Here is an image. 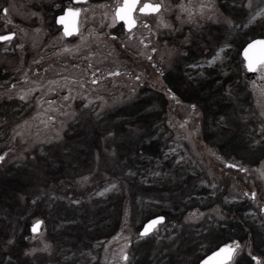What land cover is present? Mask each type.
<instances>
[{"label": "rangeland", "instance_id": "1", "mask_svg": "<svg viewBox=\"0 0 264 264\" xmlns=\"http://www.w3.org/2000/svg\"><path fill=\"white\" fill-rule=\"evenodd\" d=\"M149 1L131 31L81 2L68 37L72 0H0V264H200L231 220L227 264H264V0Z\"/></svg>", "mask_w": 264, "mask_h": 264}, {"label": "snow or ice", "instance_id": "2", "mask_svg": "<svg viewBox=\"0 0 264 264\" xmlns=\"http://www.w3.org/2000/svg\"><path fill=\"white\" fill-rule=\"evenodd\" d=\"M76 2H81V0H76ZM141 4V0H122V3L117 0V7L114 12V20L123 21L128 30L131 31L133 27L136 26L135 13L137 11L138 5ZM104 7V5H101ZM203 7V6H202ZM139 13L141 14H151L158 13L161 10L160 4H152L150 2H145L142 6L139 7ZM186 10V9H184ZM7 9L4 10L5 16L7 15ZM80 9H73L68 7L64 14L58 17L57 23L64 26L63 31L65 36H72L73 34H78V17L80 16ZM264 15V13H261ZM147 26V25H145ZM167 27V25H165ZM15 37V33L9 35L0 36V41L11 40ZM115 39V37H113ZM243 56L247 61V68L249 71H259L264 78V40H255L252 43H249L243 51ZM150 59V57H149ZM216 59H219V53L216 57L213 58L209 63H214ZM112 75H119L118 72L111 73ZM92 83H97L96 80H93ZM21 99H24L21 96ZM67 99V97H65ZM195 107V106H193ZM4 157L0 156V160H3ZM229 167H236V165H228ZM264 175V173H262ZM102 194V193H101ZM163 217H159L150 221L140 233L141 237L149 235L159 223L163 222ZM41 222L37 221L36 225L33 226V231H37ZM239 247V244L235 245H226L220 248L218 251L212 253L206 260L203 261V264H227L233 257L235 250ZM122 259L124 261L128 260V256L123 252L122 249ZM255 259V257H253Z\"/></svg>", "mask_w": 264, "mask_h": 264}, {"label": "trees", "instance_id": "3", "mask_svg": "<svg viewBox=\"0 0 264 264\" xmlns=\"http://www.w3.org/2000/svg\"><path fill=\"white\" fill-rule=\"evenodd\" d=\"M247 224V223H246ZM248 226H247V228L249 229L248 231L249 232H251V234H252V230H253V228H255L254 226H252V225H249V224H247ZM243 229H245L244 228V226H241L240 224H239V222H236V223H234L232 220L231 221H229L228 223H227V225H226V228L224 229V231H223V233H224V235H223V237H224V239H227V238H229V236L227 237V234H228V232H230L229 233V235H230V237H233V236H236V235H238V236H240V238H238V241H240V240H242L243 238H245L246 237V233H244V232H242V230ZM245 231H246V229H245ZM232 232V233H231ZM233 235V236H232ZM254 245H253V247L256 249V251L257 252H255V253H260V254H262V255H264V237H260L259 239H257L256 241H255V243H253ZM251 260L250 259H247V257L245 258V259H243V260H240L239 261V264H251Z\"/></svg>", "mask_w": 264, "mask_h": 264}, {"label": "water", "instance_id": "4", "mask_svg": "<svg viewBox=\"0 0 264 264\" xmlns=\"http://www.w3.org/2000/svg\"><path fill=\"white\" fill-rule=\"evenodd\" d=\"M64 13H62V14H60L59 16H57L56 17V22H57V20H58V17H60L61 15H63ZM123 22V21H122ZM124 23V22H123ZM58 25H61V24H59V23H57ZM62 26V32H64L63 31V28H64V26L63 25H61ZM124 27H125V30H127L128 29V27H127V25L124 23ZM6 35H9V34H6ZM74 35V34H73ZM68 37H70V36H68ZM255 40H264V37H261V38H255V39H252V40H250V42H248L247 44H245L244 46H243V48L241 49V52H240V56H241V58H243V60H244V67H245V69L249 72V73H251L252 71H249L248 70V68H247V61L245 60V58H244V56H243V51H244V49L247 47V45L249 44V43H252L253 41H255ZM159 217H163L162 215H157L156 217H152V218H150L149 220H147L146 221V223L144 224V226H143V228L141 229V232L143 231V229H144V227L150 222V221H152V220H154V219H157V218H159ZM164 218V217H163ZM165 220V218L163 219V221ZM36 223L37 222H35V224L34 225H36ZM41 224V223H40ZM33 225V226H34ZM33 226H32V228H31V230L33 231ZM40 226V225H39ZM158 226V225H157ZM156 226V227H157ZM39 228V227H38ZM38 228H37V230H38ZM34 232V231H33ZM140 232V233H141ZM236 244H239L238 243V241H236ZM226 245H230V243H225V245H221V246H219L218 248H216L215 249V251H213V252H211V253H209L208 255H206V256H204V258L201 260V262H200V264H203V261L204 260H206L212 253H214V252H216V251H218L220 248H222V247H224V246H226ZM237 250H238V248L235 250V253L233 254V257L235 256V254L237 253ZM232 257V258H233ZM233 259H231L230 261H232ZM230 261H228L227 263H229Z\"/></svg>", "mask_w": 264, "mask_h": 264}, {"label": "flooded vegetation", "instance_id": "5", "mask_svg": "<svg viewBox=\"0 0 264 264\" xmlns=\"http://www.w3.org/2000/svg\"><path fill=\"white\" fill-rule=\"evenodd\" d=\"M86 0H81V2H85ZM72 2H73V4L74 5H70V6H68V7H72L73 9H80V7H79V5L78 4H81V2H76V0H72ZM145 2H150L149 0L148 1H142L141 0V4L140 5H138V8H137V11H136V13L134 14L135 16L139 13V7L140 6H142V4L143 3H145ZM122 3V2H121ZM150 3H152V2H150ZM152 4H154V3H152ZM68 7H64L62 10V12L64 13V11L68 8ZM117 7V6H116ZM80 10H82V9H80ZM62 12H60V13H62ZM59 13V14H60ZM59 14H57L56 15V17L57 16H59ZM141 14V13H140ZM144 15H147V14H144ZM80 16H81V11H80ZM80 16L78 17V27H79V23H80V21H79V19H80ZM56 17H55V20H56ZM56 22V21H55ZM120 22V21H119ZM57 23V22H56ZM122 23V25H123V27H124V23L123 22H121ZM137 24H138V21L136 20V26H137ZM135 26V27H136ZM59 27H60V30H61V33H63L64 34V32H62V26L61 25H59ZM134 28V27H133ZM132 28V29H133ZM124 29H125V27H124ZM6 34H9V33H5L4 35H6ZM11 34V33H10ZM77 35V34H76ZM0 36H2V35H0ZM65 36V35H64ZM0 42H5V41H0ZM241 52V51H240ZM256 72V71H255Z\"/></svg>", "mask_w": 264, "mask_h": 264}, {"label": "bare ground", "instance_id": "6", "mask_svg": "<svg viewBox=\"0 0 264 264\" xmlns=\"http://www.w3.org/2000/svg\"><path fill=\"white\" fill-rule=\"evenodd\" d=\"M78 29H79V27H78Z\"/></svg>", "mask_w": 264, "mask_h": 264}]
</instances>
